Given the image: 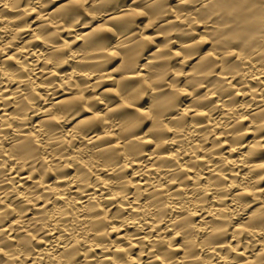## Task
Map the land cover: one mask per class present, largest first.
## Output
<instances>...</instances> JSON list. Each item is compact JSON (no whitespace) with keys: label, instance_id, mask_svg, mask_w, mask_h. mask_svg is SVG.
Listing matches in <instances>:
<instances>
[{"label":"clouds","instance_id":"1","mask_svg":"<svg viewBox=\"0 0 264 264\" xmlns=\"http://www.w3.org/2000/svg\"><path fill=\"white\" fill-rule=\"evenodd\" d=\"M0 264H264V0H0Z\"/></svg>","mask_w":264,"mask_h":264}]
</instances>
